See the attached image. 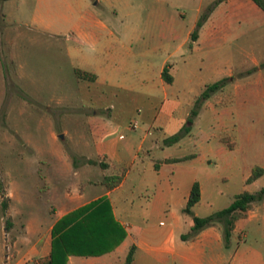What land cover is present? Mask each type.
<instances>
[{
    "label": "rangeland",
    "instance_id": "obj_1",
    "mask_svg": "<svg viewBox=\"0 0 264 264\" xmlns=\"http://www.w3.org/2000/svg\"><path fill=\"white\" fill-rule=\"evenodd\" d=\"M130 1L128 12L139 16L140 23L105 22L110 11L108 0H102V12L95 6L97 0L0 3V259L7 261L28 251L24 241L16 246L15 242L29 237L30 224L33 234V219L45 228L56 210V198L65 191L80 188L77 181L104 177L98 162L97 124L106 123L115 131L110 137L121 134L123 144L136 147L149 126L138 119V110L153 105L144 97L147 89L153 87L152 78L164 61L182 68L181 57L161 49H150V53L134 49L131 55H114L113 49L106 48L99 55L92 53L91 45L80 44L72 35L78 29L96 30L95 17H101L113 30L125 26L145 30L148 5L141 0ZM36 19L49 22L48 30L36 25ZM230 51L232 76L222 93H214L198 109L195 104L198 98L187 104V97L162 108L167 114L170 107L189 113L187 120L190 118L192 123L183 125L189 126L188 134L191 137L199 134L200 140L205 135L209 137L208 143L198 144L200 159L193 165L182 164L185 169L176 174L180 181L172 184L174 192L182 194L185 182L192 178L202 183V198L192 209L198 217L226 208L243 191L253 193L264 186V102L257 96L264 92V84L255 86L247 77L245 81L243 77L255 74L256 70L239 68L242 61L236 46ZM80 53L99 55L103 69L112 72L110 85L98 87L95 93L88 92L87 83L76 74L83 69ZM199 58L188 56L187 61ZM207 62L204 58L192 72V81L198 83L194 91H202L205 85L213 83L206 76ZM155 90L160 91L156 87ZM193 109L196 117L190 115ZM134 117L139 120V127L132 130L130 122ZM163 133L167 137L175 134L167 127ZM187 153V145H170L156 156L178 157ZM85 162L89 165L81 169L79 179L75 178L72 169ZM256 167L262 168L263 174L247 185L245 181ZM86 188L91 194L103 191L99 185ZM131 189L127 179L124 187L113 195L119 207L129 203ZM173 197L170 211L179 214L178 200ZM118 219L128 225L133 223L126 213L118 212ZM213 227L221 232L219 224ZM211 253L217 260L221 258L216 264H264V202L255 203L235 223L229 249L222 242L220 247L212 245L208 255Z\"/></svg>",
    "mask_w": 264,
    "mask_h": 264
},
{
    "label": "crops",
    "instance_id": "obj_2",
    "mask_svg": "<svg viewBox=\"0 0 264 264\" xmlns=\"http://www.w3.org/2000/svg\"><path fill=\"white\" fill-rule=\"evenodd\" d=\"M9 1H17L19 4L23 2V0ZM97 1L95 6L102 12V0ZM141 2L149 7L146 19L148 25L145 30L139 29L138 26H125L120 29L116 27V30H113L101 17H95L97 27L93 32L80 29L72 31V35L80 44L91 45L92 53L99 55L106 48L113 49L114 55L118 53L131 55L134 54V49L145 53H150V49H161L169 55H178L183 59L182 68H174L169 62L164 61L152 78L153 87L147 89L144 97L153 105L142 111L138 110L140 113L138 119L148 123L149 126L136 147L130 148L128 144H123L124 137L121 134L110 137L115 131L106 123L97 124L98 162L107 165L103 169V175H122L121 183L107 190L100 184L102 178L97 181L88 178L77 181L80 188L72 192L65 191L56 198L58 199L55 202L56 210L45 228H41L42 224L33 219V234L30 224L29 237L22 242L21 240L15 242V246L25 242L28 251L7 261L0 259L2 264H49L53 225L63 216L100 198L107 199L109 205L107 215L121 226L125 232L124 239L101 255H69L64 264H122L131 246H135L132 264H216L221 259L219 257L217 260L212 253L208 255L212 245L217 244L220 247L222 244L221 232L213 226L201 231L194 239L186 241L181 239V235L186 234L192 226V219L189 220L187 217L190 216L185 215L182 210L186 205L191 186L197 179L192 178L185 182V191L182 194L175 193L172 186L173 181H180L176 174L185 169L182 164L193 165L200 159L198 144L208 143L209 137L205 135L200 140L199 134L191 137L189 133L188 137H183L178 143L173 144L178 147L187 145L189 153L178 157L169 155L157 157L156 155L165 148L162 143L167 138L163 133L164 128H170L173 133H177L187 123L189 116V113H181L178 108L170 107L169 114L162 108L165 104L183 100V97H187L185 101L187 104L193 103L194 99L199 97L204 89L199 92L194 91L193 87H197L198 83L192 81L191 75L203 63L204 58L208 61L205 68L206 76H210L213 83L223 79L227 82L231 80L229 55L233 46H236V53L241 57L242 63L239 68L246 67L245 69L249 70L248 67H252L256 70L255 74L244 76L245 81L248 78L255 86L264 84V12L251 0H141ZM108 4L110 11L105 22L140 23L139 16H133L128 12L131 8L130 0H108ZM207 6H212V10L198 29L196 39L191 40V33L201 12ZM188 15H190L189 23H186ZM34 23L45 30H48L50 25L43 19H36ZM107 38L109 41H102ZM99 55L80 53L83 69L78 71L86 76L81 75L79 78L87 83L88 92L95 93L98 87L110 85L112 79V72L108 68L103 69ZM193 55L200 56L199 61L188 62L187 57ZM248 62L250 66H247ZM165 67L172 77L170 84L161 76ZM199 71L201 72L200 69ZM155 87L160 91H156ZM223 88L219 90L221 93ZM257 96L259 101L264 102V92H259ZM138 119L134 117L130 122L132 130L139 127ZM134 123L135 128L132 127ZM188 155L193 157L176 163L164 162L166 159ZM203 161L209 162L205 159ZM155 164L158 165L157 168ZM87 165L89 164L85 162L72 169L73 176L79 179L81 169ZM127 179L131 184L132 196L128 199L129 203L119 207L113 195L124 187ZM198 183L202 198L203 185L201 182ZM90 185H99L103 191L91 194L86 190ZM135 190L137 191L134 192ZM172 197L178 200L179 214L170 211L169 202ZM136 198L139 202H135ZM118 212L131 216L133 223L128 225L120 221ZM227 260L228 258L226 263Z\"/></svg>",
    "mask_w": 264,
    "mask_h": 264
},
{
    "label": "trees",
    "instance_id": "obj_3",
    "mask_svg": "<svg viewBox=\"0 0 264 264\" xmlns=\"http://www.w3.org/2000/svg\"><path fill=\"white\" fill-rule=\"evenodd\" d=\"M9 0H0L1 2ZM264 12V0H251ZM212 10V6H207L200 14L195 29L191 33V40H195L198 29L207 19ZM78 76L84 75L83 72L76 71ZM164 81L168 84L172 82V77L168 74L165 67L161 73ZM227 83L226 79L208 84L201 92L195 104L197 109L208 100L214 93L221 90ZM191 117H196V109L190 112ZM190 119V118H189ZM187 120L188 124L192 122ZM191 120V119H190ZM189 132V126L182 127L177 133L163 140L164 146L178 143ZM193 155L181 158H171L164 160L165 163H176L192 158ZM102 169L106 164L99 162ZM158 165L155 164V168ZM263 174V169L256 167L252 174L246 179L245 183L251 184ZM122 175L104 176L100 184L107 190L113 189L122 181ZM201 199L200 185L197 181L193 182L185 207L182 212L192 219V226L186 234L181 235L183 241L194 239L201 231L212 227L215 224L221 226V240L226 249L231 245V235L235 228V223L244 218L252 210L255 203L264 202V186L256 192L243 191L234 196L233 201L226 208L213 212L205 217H198L193 214L192 207ZM6 210V205L3 204ZM109 205L106 198H100L82 208H79L62 218H60L51 229V253L49 264H64L69 255L76 256H97L113 249L125 237V232L121 226L107 215ZM10 224L5 225L8 230ZM135 246H131L122 264H132Z\"/></svg>",
    "mask_w": 264,
    "mask_h": 264
},
{
    "label": "built area",
    "instance_id": "obj_4",
    "mask_svg": "<svg viewBox=\"0 0 264 264\" xmlns=\"http://www.w3.org/2000/svg\"><path fill=\"white\" fill-rule=\"evenodd\" d=\"M132 127L135 128V127H136V124L134 123V124L132 125ZM121 138H122V136H121Z\"/></svg>",
    "mask_w": 264,
    "mask_h": 264
},
{
    "label": "water",
    "instance_id": "obj_5",
    "mask_svg": "<svg viewBox=\"0 0 264 264\" xmlns=\"http://www.w3.org/2000/svg\"><path fill=\"white\" fill-rule=\"evenodd\" d=\"M59 138H60V139H63V135H59Z\"/></svg>",
    "mask_w": 264,
    "mask_h": 264
}]
</instances>
